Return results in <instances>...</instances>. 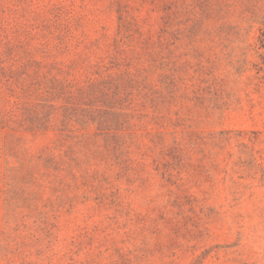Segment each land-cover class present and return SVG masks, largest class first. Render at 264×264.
I'll use <instances>...</instances> for the list:
<instances>
[{
	"label": "rangeland",
	"instance_id": "1",
	"mask_svg": "<svg viewBox=\"0 0 264 264\" xmlns=\"http://www.w3.org/2000/svg\"><path fill=\"white\" fill-rule=\"evenodd\" d=\"M0 264H264V0H0Z\"/></svg>",
	"mask_w": 264,
	"mask_h": 264
}]
</instances>
